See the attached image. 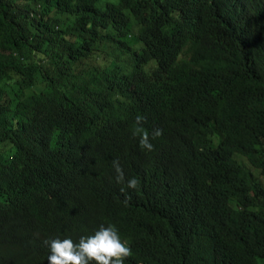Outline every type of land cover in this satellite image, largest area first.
Wrapping results in <instances>:
<instances>
[{"label": "trees", "instance_id": "16d2710c", "mask_svg": "<svg viewBox=\"0 0 264 264\" xmlns=\"http://www.w3.org/2000/svg\"><path fill=\"white\" fill-rule=\"evenodd\" d=\"M137 115L193 123L183 186L134 167ZM102 224L124 264H264V0H0V264Z\"/></svg>", "mask_w": 264, "mask_h": 264}, {"label": "clouds", "instance_id": "9594fccd", "mask_svg": "<svg viewBox=\"0 0 264 264\" xmlns=\"http://www.w3.org/2000/svg\"><path fill=\"white\" fill-rule=\"evenodd\" d=\"M145 121L146 117L137 115L132 130V135L137 138L127 146H133L130 156L133 158L134 167L143 175L153 176L158 181L183 186L180 178L176 176V170L180 160L184 158V153L193 152L196 148L193 123L185 118L184 125L173 127L171 132H164L162 128L146 130L143 127ZM108 123L109 121L106 124L103 121L100 125H94L93 132L104 125L106 131ZM119 140L120 131L115 143L116 149L122 152L126 148H120ZM87 147L99 151L101 157L105 144L90 142ZM69 149H72L70 143ZM240 157L238 155L236 159L241 161ZM113 167L117 173V183H123L125 173L118 159L113 160ZM127 186L130 189H138L139 181L133 177L127 181ZM46 243V264H124L125 259L133 255L128 241L121 240L119 230L114 224H102L95 233L92 231L81 237L58 236Z\"/></svg>", "mask_w": 264, "mask_h": 264}, {"label": "rangeland", "instance_id": "374dc122", "mask_svg": "<svg viewBox=\"0 0 264 264\" xmlns=\"http://www.w3.org/2000/svg\"><path fill=\"white\" fill-rule=\"evenodd\" d=\"M256 174H258V171H256Z\"/></svg>", "mask_w": 264, "mask_h": 264}]
</instances>
